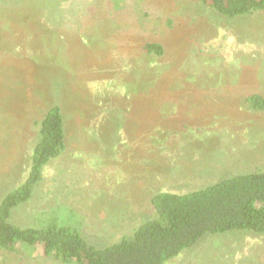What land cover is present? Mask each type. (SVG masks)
Returning <instances> with one entry per match:
<instances>
[{
    "label": "rangeland",
    "instance_id": "rangeland-1",
    "mask_svg": "<svg viewBox=\"0 0 264 264\" xmlns=\"http://www.w3.org/2000/svg\"><path fill=\"white\" fill-rule=\"evenodd\" d=\"M145 40L163 45L143 53ZM0 200L28 175L36 121L60 104L67 144L11 221L49 215L105 247L152 217L159 191L264 169V11L200 0H0ZM6 76V77H4ZM61 206V207H59ZM0 264H62L42 246ZM164 264H264V233H206Z\"/></svg>",
    "mask_w": 264,
    "mask_h": 264
},
{
    "label": "trees",
    "instance_id": "trees-1",
    "mask_svg": "<svg viewBox=\"0 0 264 264\" xmlns=\"http://www.w3.org/2000/svg\"><path fill=\"white\" fill-rule=\"evenodd\" d=\"M200 1L224 17L264 11V0ZM141 49L155 57L164 50L160 42L153 40H145ZM242 104L251 111L263 112L264 94L247 92ZM64 120L60 104H53L36 121L38 130L28 175L0 200L1 249L15 252L40 245L44 255L55 257L62 264H164L206 233L235 229L264 233V169L237 173L186 192L159 191L150 198L152 217L102 248L86 241L81 222L65 224L55 214L36 226L12 222L13 210L32 197L42 180L44 166L64 152Z\"/></svg>",
    "mask_w": 264,
    "mask_h": 264
}]
</instances>
